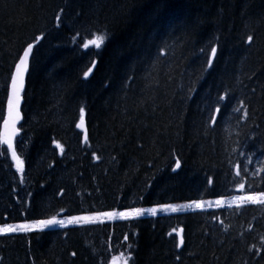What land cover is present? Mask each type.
<instances>
[{"label":"trees","instance_id":"1","mask_svg":"<svg viewBox=\"0 0 264 264\" xmlns=\"http://www.w3.org/2000/svg\"><path fill=\"white\" fill-rule=\"evenodd\" d=\"M102 32V48L83 49ZM36 41L26 174L0 146V222L224 198L241 182L264 190L251 175L264 161V0H0V121L11 70ZM82 107L87 142L73 133ZM129 253V264H264V205L0 236V264Z\"/></svg>","mask_w":264,"mask_h":264},{"label":"snow or ice","instance_id":"2","mask_svg":"<svg viewBox=\"0 0 264 264\" xmlns=\"http://www.w3.org/2000/svg\"><path fill=\"white\" fill-rule=\"evenodd\" d=\"M58 21L61 19L59 16L56 18ZM41 37H37L39 40ZM107 35L106 33L102 32L96 34L93 39L89 40L85 43L84 47L88 48L89 45L94 46L95 48L99 49L106 41ZM254 41V37L252 35L247 36V42L251 44ZM34 45L29 43L27 47L23 50V54L19 57L18 63L15 64V70L11 73L10 77V85L8 86V93H7V111L6 115L2 117L3 120V132L0 133V143L6 144L7 149L6 151L11 152L12 159L16 162V167L18 171L21 173L24 171V161L17 155L16 149L13 145V140L18 136L21 131V128H18V123L22 120L21 114V101H22V92L25 90V74L29 71V57L33 52ZM217 54V48H211V57L208 59V65H212V57H215ZM95 64V61H93ZM93 71L92 68H89L88 71L84 72V76L88 77L89 74ZM225 97H219L218 102L224 101ZM240 104L243 105V101H240ZM234 111H241V108H235ZM221 109L218 107L216 109L217 113H220ZM248 116V111L244 109V117ZM213 123L216 122V117L211 118ZM22 127V125H21ZM77 128H84V108H80V123L76 125ZM85 142H87V134H85ZM241 155H245V153H241ZM247 163H251L252 157L247 156ZM260 164V167L256 169L251 175L252 178H259L261 182H264V161H257ZM247 163L244 164L243 168H241L240 164L236 165V177L239 178L241 181H245L246 177L248 176V167ZM176 167H180L179 160L176 161ZM243 172V175H242ZM23 179V178H22ZM209 184L212 183L211 180L208 181ZM246 187L245 182H241L238 185L240 190H244ZM249 191L244 195H238L232 197L231 202L229 203V207L234 203L236 207H242L248 204H255V205H264V190H251L252 185H248ZM205 203L208 206H212V202L208 201H200L194 200L188 207L195 206L196 209H203ZM215 205L220 207L223 205V200H216ZM164 210H171L173 212L179 211L180 209L174 205H161L160 206ZM146 212L151 213L153 215L156 214L157 208L153 207L150 209L145 208H128L124 211H118L113 209L112 211L107 212H97L93 213L92 215L88 216H73L69 217L68 223L80 224V223H92L96 220H115L117 217L121 219H131L136 217L143 216ZM102 218V219H101ZM64 220H58L55 216L49 219L43 220H32L30 222L20 223V224H9L5 223L0 226V234H7V233H16V232H28L32 229H44L52 225H64ZM175 231V229L173 230ZM125 240H127V236H125ZM183 244V239L181 238L180 241ZM75 255V253H73ZM131 258V253L128 254V257L124 259L123 264H128V260ZM179 259V257H177ZM112 264H117L116 258H113Z\"/></svg>","mask_w":264,"mask_h":264},{"label":"rangeland","instance_id":"3","mask_svg":"<svg viewBox=\"0 0 264 264\" xmlns=\"http://www.w3.org/2000/svg\"><path fill=\"white\" fill-rule=\"evenodd\" d=\"M51 58L49 55H48V59ZM80 93V92H79ZM82 96V95H81ZM247 192L244 191L242 193H239V194H235V195H232L230 197H227V198H218V199H206V200H200V201H205V202H208V201H211L212 202V206H208L207 203H205L203 209H206V208H209V207H216L215 205V201L216 200H223V205L221 207H229V203L231 202L232 200V197L234 196H238V195H244L246 194ZM192 202V201H191ZM191 202H179V203H171V205H174L176 206L177 208H179L180 210L179 211H176V212H181V211H188V210H197L195 208L194 205H192V207H188ZM162 205H168V204H162ZM161 205H157V206H152V207H138V208H145V209H150V208H153V207H156L157 208V212L155 215H158V214H170V213H174L173 211H171L170 209L169 210H164L160 207ZM232 206H236L234 203L231 205ZM125 210V209H124ZM124 210H118V211H124ZM104 212H107V211H104ZM94 213H97V212H94ZM93 213H89V214H82V215H75V216H88V215H92ZM143 216H154L153 214L151 213H148L146 212ZM141 216V217H143ZM69 217H73V216H66V217H62L58 220H64V225L61 226L59 224L57 225H54L55 227H66V226H72V225H79V224H74V223H68V219ZM138 218V217H136ZM102 219V218H101ZM115 220H122L121 218L117 217ZM96 221H99V220H96ZM94 221V222H96ZM103 221H111V220H103ZM21 223H25V222H21ZM15 224H20V223H15ZM80 224H87V223H80ZM2 226V225H0ZM50 227V226H49ZM47 227V228H49ZM36 229H39V228H36ZM45 229V228H44ZM34 230V229H32Z\"/></svg>","mask_w":264,"mask_h":264},{"label":"bare ground","instance_id":"4","mask_svg":"<svg viewBox=\"0 0 264 264\" xmlns=\"http://www.w3.org/2000/svg\"><path fill=\"white\" fill-rule=\"evenodd\" d=\"M62 14V13H61ZM63 15V14H62ZM87 27V26H86ZM18 57V56H17ZM19 61V60H18ZM17 61V62H18ZM82 63V62H81ZM84 65V64H83ZM196 102V101H195ZM192 103V102H191ZM194 103V102H193ZM190 106V105H189ZM191 106H192V104H191ZM48 195V194H47ZM42 202V201H41ZM38 204V203H37ZM52 207V206H51ZM192 234V233H191ZM211 239V238H210ZM56 245V244H55Z\"/></svg>","mask_w":264,"mask_h":264},{"label":"water","instance_id":"5","mask_svg":"<svg viewBox=\"0 0 264 264\" xmlns=\"http://www.w3.org/2000/svg\"><path fill=\"white\" fill-rule=\"evenodd\" d=\"M31 56V55H30ZM29 60H30V57H29ZM29 65H30V62H29ZM25 76H26V74H25Z\"/></svg>","mask_w":264,"mask_h":264}]
</instances>
